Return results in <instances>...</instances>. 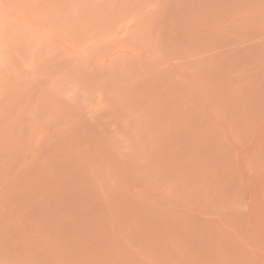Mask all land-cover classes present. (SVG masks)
Returning a JSON list of instances; mask_svg holds the SVG:
<instances>
[{
	"label": "rangeland",
	"instance_id": "obj_1",
	"mask_svg": "<svg viewBox=\"0 0 264 264\" xmlns=\"http://www.w3.org/2000/svg\"><path fill=\"white\" fill-rule=\"evenodd\" d=\"M0 264H264V0H0Z\"/></svg>",
	"mask_w": 264,
	"mask_h": 264
}]
</instances>
